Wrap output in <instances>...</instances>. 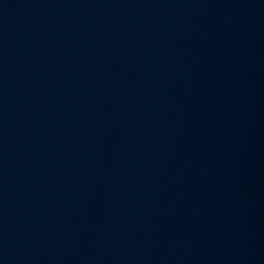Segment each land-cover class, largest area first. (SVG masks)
Here are the masks:
<instances>
[{"label":"water","instance_id":"1","mask_svg":"<svg viewBox=\"0 0 264 264\" xmlns=\"http://www.w3.org/2000/svg\"><path fill=\"white\" fill-rule=\"evenodd\" d=\"M0 264H264V0H0Z\"/></svg>","mask_w":264,"mask_h":264}]
</instances>
